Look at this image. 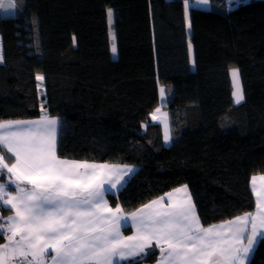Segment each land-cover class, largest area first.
<instances>
[{"label":"trees","instance_id":"obj_1","mask_svg":"<svg viewBox=\"0 0 264 264\" xmlns=\"http://www.w3.org/2000/svg\"><path fill=\"white\" fill-rule=\"evenodd\" d=\"M209 1L190 7V30L183 0H23L0 10V120L38 118L43 105L60 119L61 158L136 166L108 194L126 213L182 185L204 226L254 211L250 181L264 174V0ZM232 68L240 70L239 105ZM161 87L168 143L150 117ZM159 256L152 248L117 264ZM251 264H264V242Z\"/></svg>","mask_w":264,"mask_h":264},{"label":"snow or ice","instance_id":"obj_2","mask_svg":"<svg viewBox=\"0 0 264 264\" xmlns=\"http://www.w3.org/2000/svg\"><path fill=\"white\" fill-rule=\"evenodd\" d=\"M22 3L0 0V10ZM208 4L183 0L189 30L190 7ZM107 18L111 26V8ZM192 49L189 40L194 64ZM111 51L116 53L115 43ZM230 74L239 105L245 99L240 70L232 68ZM36 80L40 86L44 76ZM159 91L163 99L167 89ZM167 116L160 107L150 113L151 121L163 123L165 143L172 140ZM59 135V118L49 116L43 105L37 119L0 120V209L12 213L0 215V264H114L146 256L152 248L160 251L158 264H251L264 242V176L250 181L254 211L219 223H201L187 185L125 214L119 203L111 207L106 195L119 191L135 166L61 158ZM129 223L135 232L124 236L121 228Z\"/></svg>","mask_w":264,"mask_h":264},{"label":"crops","instance_id":"obj_3","mask_svg":"<svg viewBox=\"0 0 264 264\" xmlns=\"http://www.w3.org/2000/svg\"><path fill=\"white\" fill-rule=\"evenodd\" d=\"M201 7H205V8H207V7H209V4L207 5V6H204V5H200ZM52 117V116H51ZM39 118V117H38ZM34 119H37V118H34ZM21 120H29V119H21ZM60 120V119H59ZM69 160H72V159H69ZM81 161H83V160H81ZM11 161H9V163H10ZM89 162H93V161H89ZM95 163H99V164H103V163H106V162H95ZM108 164H118V165H127V164H119V163H108ZM134 166V165H133ZM135 169L137 170V167L135 166ZM135 170V171H136ZM135 173V172H134ZM133 175V174H132ZM131 175V176H132ZM261 176H264V174H260V175H255V176H253V177H257V178H259V177H261ZM257 184H259V179H257ZM183 186V185H182ZM179 187H181V186H179ZM178 188V187H177ZM187 188H188V186H187ZM175 189V188H174ZM10 191H11V189H9ZM121 189H119V191H120ZM173 190V189H172ZM171 190V191H172ZM119 191H117V192H115L114 194H117ZM170 192V191H169ZM188 192L190 193V190H189V188H188ZM109 194H113V193H109ZM164 195V194H163ZM190 195H191V193H190ZM191 198H192V196H191ZM106 199L108 200V202H109V204H110V201H109V199H108V194L106 195ZM156 199V198H155ZM150 202V201H149ZM148 202V203H149ZM192 202L194 203V201H193V199H192ZM147 204V203H146ZM110 206L111 207H113V208H115V206H113V205H111L110 204ZM122 207V206H121ZM123 209V208H122ZM197 211V210H196ZM124 213L125 214H127L125 211H124ZM12 214V213H11ZM10 214V215H11ZM121 231H122V233H123V235L124 236H132L133 234H134V232H135V229L131 226V224L129 223V224H127V225H125V226H123L122 228H121ZM159 259H160V256H159V258H158V260H157V262L156 263H154V264H158V261H159ZM119 262H122V261H115L114 262V264H117V263H119Z\"/></svg>","mask_w":264,"mask_h":264},{"label":"rangeland","instance_id":"obj_4","mask_svg":"<svg viewBox=\"0 0 264 264\" xmlns=\"http://www.w3.org/2000/svg\"><path fill=\"white\" fill-rule=\"evenodd\" d=\"M245 1H247V0H242V2H245ZM210 2V1H209ZM241 2V0H236V2L234 3V4H231L230 6L231 7H234V6H236L237 4H239V3H242ZM210 4V3H209ZM0 55H2L3 56V44H2V37L0 36ZM241 80V79H240ZM39 90H40V92L43 94L44 92H45V87H44V80H43V82H42V84H40V86H39ZM165 102V96H164V98H163V100H162V105H160L159 107L161 108V113H167V111L165 110V108H164V103ZM168 114V113H167ZM158 115H160V114H158ZM167 119H168V116H167ZM158 123H160V122H158ZM162 125H163V123H161Z\"/></svg>","mask_w":264,"mask_h":264}]
</instances>
